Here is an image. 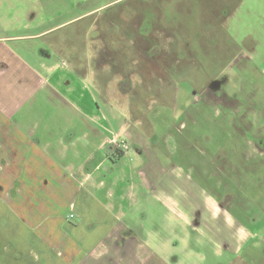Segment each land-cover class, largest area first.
Returning <instances> with one entry per match:
<instances>
[{"label":"crops","instance_id":"1","mask_svg":"<svg viewBox=\"0 0 264 264\" xmlns=\"http://www.w3.org/2000/svg\"><path fill=\"white\" fill-rule=\"evenodd\" d=\"M222 5L203 4L206 15L198 22L202 28L194 31L193 45L190 34L165 35L154 20L149 36L165 38L166 45L156 48L160 40H155L153 48H146L149 56L134 48L136 71L129 76L125 56L121 62L113 59L101 41L99 49L81 42L71 49L70 62L59 63L32 49L11 46L25 37H0V264L181 263L171 248L180 227L159 229L137 218V189L146 186L149 191L144 192H153L152 199L159 200L156 186L160 174L172 173L171 155L148 142L141 114L102 111L96 97L106 103L113 97L118 104L133 97L139 103V93L145 91L154 100V88L164 83L156 76L168 73L167 61L177 60L179 54H188L192 61V54L203 52L205 59V54L211 55L207 48L232 53L231 45L220 38H227L238 4L231 7L227 0L231 11ZM257 7L264 8V2ZM163 23L169 29L168 19ZM188 68L183 65V72ZM164 93L167 89L158 96ZM170 99L175 103L178 97ZM112 140L124 142L127 150ZM247 144L259 150L254 142ZM199 171L198 178L205 177ZM169 213L180 219L185 232L206 239V229L198 222L186 223L174 209Z\"/></svg>","mask_w":264,"mask_h":264},{"label":"rangeland","instance_id":"2","mask_svg":"<svg viewBox=\"0 0 264 264\" xmlns=\"http://www.w3.org/2000/svg\"><path fill=\"white\" fill-rule=\"evenodd\" d=\"M230 1L231 7L238 4L230 12L234 22L226 30L227 38L220 40L231 45L232 53L222 55L217 53L220 48H207L211 55L205 54V59L203 52L192 54V61L188 54L167 61L168 73L164 70L156 76L164 83L154 88V100L145 91L139 93V103L133 97L120 104L113 97L107 103L99 94L96 97L102 111L141 114L148 142L171 155L172 173L160 174L156 186L159 200L152 199L153 192H144L149 191L146 186L137 189V218L159 229L180 227L171 246L180 264H264V8L257 7L264 0ZM226 2L0 0V37H25L20 45L11 46L32 49L37 56H50L59 63L70 62L71 49L81 47L83 41L96 49L102 42L113 59L121 62L125 56L124 70L129 76L136 71L134 48L149 56L146 48H153L159 39L149 36L154 20H159L156 27L165 35L190 34L193 45L195 32L202 28L198 22L206 15L203 4H224L226 11L230 7ZM167 19L169 29L163 23ZM159 40L156 48H164L165 38ZM183 65L189 67L185 72ZM161 89H167L163 97L158 96ZM174 95L178 99L171 103ZM248 141L259 150L249 149ZM112 143L127 150L124 142ZM197 170L205 177L199 179ZM164 193L171 199L163 198ZM170 209L190 225L198 222L206 229V239L185 232ZM158 232L161 236L162 231ZM163 232L167 234L166 228Z\"/></svg>","mask_w":264,"mask_h":264}]
</instances>
